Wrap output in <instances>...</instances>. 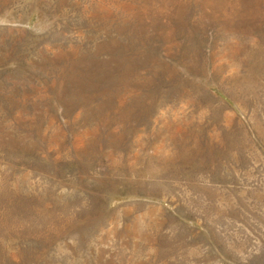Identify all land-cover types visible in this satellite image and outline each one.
<instances>
[{
    "label": "rangeland",
    "instance_id": "rangeland-1",
    "mask_svg": "<svg viewBox=\"0 0 264 264\" xmlns=\"http://www.w3.org/2000/svg\"><path fill=\"white\" fill-rule=\"evenodd\" d=\"M0 264H264V0H0Z\"/></svg>",
    "mask_w": 264,
    "mask_h": 264
}]
</instances>
